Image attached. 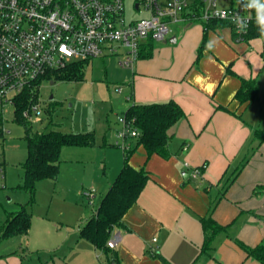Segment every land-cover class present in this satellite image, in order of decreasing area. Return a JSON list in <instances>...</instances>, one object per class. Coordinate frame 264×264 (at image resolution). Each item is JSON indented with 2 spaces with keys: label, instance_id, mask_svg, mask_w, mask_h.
I'll use <instances>...</instances> for the list:
<instances>
[{
  "label": "crops",
  "instance_id": "crops-1",
  "mask_svg": "<svg viewBox=\"0 0 264 264\" xmlns=\"http://www.w3.org/2000/svg\"><path fill=\"white\" fill-rule=\"evenodd\" d=\"M183 25L171 37L175 36L178 41L179 35L185 38L194 34L195 41L185 61H172L169 67L163 64L158 69L161 52L153 50L151 58H139L135 62L134 72L142 76L134 78L139 85L131 89L133 102L174 99L186 116L170 129L168 158L158 154L148 158L143 146L140 147L145 151L144 156L130 158L134 166L145 167L151 178L125 214V225L111 234L110 239L116 234L120 239L110 249L116 252L121 264H246L251 257L235 240L255 246L264 238V144L259 145L254 139V129L261 122L249 118L248 112L258 96L241 104L234 94L241 84L239 76L254 78L259 91L264 79L252 72L225 75L224 64L231 63L233 56L223 57L217 49L208 47V41L205 59L198 66L193 65L196 47L203 38V26ZM223 27L224 31L228 30L225 27L230 29L238 49H245L255 39L237 42L231 27ZM212 52L217 61L210 58ZM173 138L181 140L180 150L171 146ZM203 163L207 164L206 169L194 178L200 188L187 184V179L193 178L190 168ZM122 165L115 175L108 174L97 184L99 191L94 186L95 202L100 192L99 205ZM96 209L88 214L82 211L76 220L66 224L49 225L44 231L46 240L64 239V245L72 252L89 257L92 264H99V255H104L107 264H116L105 250L81 234L83 225ZM202 217L230 225L228 231L215 236L210 253L201 252L205 239ZM33 232L30 227L27 234L19 236L29 238ZM11 260L7 258L0 264Z\"/></svg>",
  "mask_w": 264,
  "mask_h": 264
},
{
  "label": "rangeland",
  "instance_id": "rangeland-1",
  "mask_svg": "<svg viewBox=\"0 0 264 264\" xmlns=\"http://www.w3.org/2000/svg\"><path fill=\"white\" fill-rule=\"evenodd\" d=\"M135 1L125 0V17L128 22L133 18L147 15L146 11L138 12L134 8ZM183 24L182 22L171 24L172 32L167 39L180 32ZM195 25L197 28L204 24L195 22ZM223 28L209 30L207 41L223 57L233 56L231 63L224 64V74L237 76L236 73L252 72L254 76L260 75L261 79H264V36L255 38L250 46L247 45L242 50L236 47L235 41H232L230 29L225 27L228 29L226 32L222 30ZM194 41V34L185 38H180L179 35L176 42L155 40L154 51L161 52L158 69L163 67V64L169 67L168 64L172 61L174 63L185 61ZM200 44L196 47L192 63L195 66L205 59V53L208 51L206 48L197 61ZM165 45L168 46L167 49L164 48ZM237 49L239 53L236 52ZM126 50L125 47L122 51ZM209 56L216 60L213 52ZM123 57L124 53L111 54L105 50L102 56L85 62L82 78H52L42 82L37 102L40 114L35 113L33 118L28 120L27 127L33 132L45 129L74 133L93 132L95 144L62 148L58 177L40 179L36 184L33 202L31 194L21 188L24 183V161L28 153L26 126L16 118L15 107L12 104L4 108L1 124L5 129V135L0 145L4 153V176L0 175V230L10 214L26 206L32 217L31 227L34 232L29 238L12 235L1 239L0 262L13 258L8 264H92L89 257L72 252L67 244L64 245V239L56 238L48 242L44 231L49 225L66 224L76 220L78 213L82 211L88 214L96 209L99 205L100 192L95 206L90 207L83 189L97 188L99 191L97 184L102 183L108 174L115 175L123 163L124 151L114 144V135L120 128L119 116L133 103L131 89L139 85L138 79L134 78L142 76L134 72L135 64L133 68L123 67L120 63ZM228 67L234 73H228ZM120 86H123V91H116ZM250 107L252 108L248 111L249 118L261 122V126H264V81L258 97ZM181 144V140L177 138H173L171 142V146L177 150L181 149ZM144 154V149L138 146L131 157H142ZM104 165L106 167L103 171ZM196 182L194 178L187 179V184L200 188ZM227 226L228 231L230 225ZM235 242L242 248L240 240L236 239ZM97 261L99 264H107L104 255H99ZM246 264L258 262L251 257Z\"/></svg>",
  "mask_w": 264,
  "mask_h": 264
},
{
  "label": "built area",
  "instance_id": "built-area-1",
  "mask_svg": "<svg viewBox=\"0 0 264 264\" xmlns=\"http://www.w3.org/2000/svg\"><path fill=\"white\" fill-rule=\"evenodd\" d=\"M246 0H136L134 8L147 15L125 17V0H0V145L4 141L3 110L17 107L19 97L30 91L31 101L23 115L29 120L40 114L38 90L50 74L72 63L102 56L105 50L124 53L123 67L133 68L146 44L167 40L171 24L223 21L235 40L245 41L255 11L244 7ZM246 21L238 30L234 19ZM127 48L123 52V48ZM116 91L122 92L123 86ZM37 92V99L33 100ZM114 144L127 151L139 131L123 113L118 119ZM187 146H185V149ZM207 164L193 168L191 177L203 174ZM0 175L4 176V153L0 149ZM89 206H95L96 190L84 191ZM120 235L108 241L113 248ZM156 240V238H154Z\"/></svg>",
  "mask_w": 264,
  "mask_h": 264
},
{
  "label": "trees",
  "instance_id": "trees-1",
  "mask_svg": "<svg viewBox=\"0 0 264 264\" xmlns=\"http://www.w3.org/2000/svg\"><path fill=\"white\" fill-rule=\"evenodd\" d=\"M227 25L223 21L214 20L203 25V38L198 49L197 61L207 48L209 30H215ZM261 35L256 23L252 22L246 40L258 38ZM153 43L146 44L140 52L139 58H150L153 55ZM85 61L72 63L60 70L51 72L50 78L80 79L84 74ZM228 73H234L228 67ZM241 84L234 94V98L241 104L253 101L259 94V86L254 78L239 76ZM30 91H25L17 101L15 108L16 118L26 126L25 138L27 141V157L24 161V183L23 190L31 194L34 200L36 184L40 179L57 178L60 171V157L62 148L65 146H87L94 145L93 132H63L58 129H45L41 132H33L27 127L28 120L23 111L31 101ZM37 99V92L33 100ZM124 114L133 120L134 127L138 129L139 136L131 138V148L124 151L123 165L116 178L103 196L96 212L88 219L81 229L83 237L91 241L99 249L105 250L116 261L121 264L115 251L108 246L111 234L117 227L124 226V216L130 207L137 201L145 188L151 173L145 167H136L130 157L138 146H143L149 158L158 154L164 158L170 156L169 142L171 140L170 129L186 116L182 106L174 99L163 102H133L125 110ZM254 139L259 145L264 144V126L254 129ZM244 165V164H243ZM242 167L237 171L239 173ZM205 239L201 248L202 253H210L213 248L215 236L227 229V225L218 223L211 217H202ZM31 227V215L26 206L16 213L8 216L6 223L0 230V240L12 235H25ZM246 253L264 264V238L255 245L249 246L240 242Z\"/></svg>",
  "mask_w": 264,
  "mask_h": 264
},
{
  "label": "clouds",
  "instance_id": "clouds-1",
  "mask_svg": "<svg viewBox=\"0 0 264 264\" xmlns=\"http://www.w3.org/2000/svg\"><path fill=\"white\" fill-rule=\"evenodd\" d=\"M244 7L255 11L257 26L261 35H264V0H246ZM234 23H236L238 30H245L247 28L246 21H242L239 17L234 19ZM208 47L211 48L212 44L210 43Z\"/></svg>",
  "mask_w": 264,
  "mask_h": 264
},
{
  "label": "water",
  "instance_id": "water-1",
  "mask_svg": "<svg viewBox=\"0 0 264 264\" xmlns=\"http://www.w3.org/2000/svg\"><path fill=\"white\" fill-rule=\"evenodd\" d=\"M170 41H171V42H176V37H175V36L171 37ZM53 82H54V81H52V83H53Z\"/></svg>",
  "mask_w": 264,
  "mask_h": 264
}]
</instances>
